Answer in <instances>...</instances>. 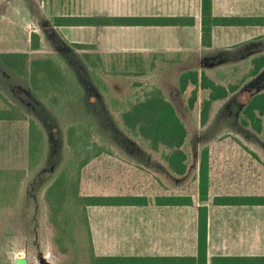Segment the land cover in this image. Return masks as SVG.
Wrapping results in <instances>:
<instances>
[{
	"label": "rangeland",
	"instance_id": "1",
	"mask_svg": "<svg viewBox=\"0 0 264 264\" xmlns=\"http://www.w3.org/2000/svg\"><path fill=\"white\" fill-rule=\"evenodd\" d=\"M103 12L98 0H0V53L32 52L33 31L41 34L40 53L69 51L71 47L67 45V40L76 42L74 39H81L77 38L79 34L87 39H96L97 29L79 28L72 32L75 34L66 36L59 26L54 25L53 17L103 16ZM95 46L88 49L75 47V50L92 55L88 57L90 63L96 64L94 66L108 85L107 98L114 121L120 124L122 113L133 103L144 99L157 87L162 89L188 128L189 137L184 148L189 154V169L184 177L172 175L163 158V153L169 149L163 145L157 150L152 149L149 142L127 129H121L125 138L115 143L113 140L102 141L93 134L91 139L98 140L103 151L82 170V194H139L151 197L162 193L188 194L198 202L199 170L204 148L209 149L210 155L211 201L214 195L224 193L264 194V128L262 132H256L240 123V111L244 104L254 93L264 90V70L256 77L244 79L251 68L250 53L243 49L227 51L207 71L217 83L228 88L231 84L239 86L227 97L213 103L210 118L203 124L202 101L208 91L199 89L198 100L191 109L189 99L194 86L189 85L186 93L179 89L180 75L188 69V63L178 64L170 57L148 55L144 56V70L136 67L124 70L119 65L129 56L122 54L136 52H105ZM263 47L260 46V49ZM97 55L99 58L95 57ZM113 61L117 64L116 68L112 66ZM8 102L14 101L0 88V108L9 107ZM30 165L29 121L0 120V171H9L7 192L0 187V256L3 261L5 256L9 257L13 264H60L64 257L55 251V231L47 220L43 193H32L35 170L32 171ZM129 209L89 208L99 253L107 250V242L101 236L104 225L100 227L103 212ZM76 238V244L81 248L77 264H89L88 234L83 224ZM20 259L26 261L20 262Z\"/></svg>",
	"mask_w": 264,
	"mask_h": 264
},
{
	"label": "trees",
	"instance_id": "2",
	"mask_svg": "<svg viewBox=\"0 0 264 264\" xmlns=\"http://www.w3.org/2000/svg\"><path fill=\"white\" fill-rule=\"evenodd\" d=\"M193 17H146V16H78L56 15L55 26L74 25H192ZM264 25L262 16H215L213 0H202L203 44L211 45L212 31L218 25ZM41 34H31L32 52L0 53V88L8 93L14 102L9 107L0 108V120L22 119L29 121L30 128V168L35 170L33 194L43 193L47 207V220L55 233L53 243L56 252L64 257L60 264H77L81 248L76 244L77 232L81 225L88 234L89 264H150L180 262L186 264H207L208 215L207 201L210 197V155L204 148L199 170L198 207V252L196 256H132L101 255L95 250L90 225L89 208L103 206L147 205L146 195L132 194H82V170L94 157L103 151L95 134L102 141L123 140L121 129L149 142L152 149L162 145L169 149L163 153L169 172L176 177H184L189 169V154L185 150L188 128L179 115L176 106L155 88L144 99L133 103L122 113L120 124L114 121L107 98V83L100 75L94 62L90 63L88 53L75 50L96 48L95 44L71 42V48L57 54L40 53ZM121 69L144 70L146 53H125ZM99 58V55L95 56ZM151 57V56H150ZM251 68L244 79L258 76L264 70V51L250 59ZM113 67H117L115 61ZM189 85L194 88L189 106L194 108L199 89L208 91L201 108V120L206 124L215 101L227 97L238 88V84L226 87L217 83L203 69L188 68L179 78V89L186 93ZM109 94V93H108ZM7 101V98H4ZM71 119L72 121H67ZM240 123L256 132L264 128V90L254 93L240 111ZM24 174L26 171L23 172ZM9 171H0V187L7 192ZM31 184V186H32ZM9 197V196H8ZM4 198L3 200H5ZM159 205H192L194 198L188 194L158 195ZM214 204L219 205H264V194L259 195H216ZM66 258V259H65ZM69 258V259H67ZM0 256V264H13L9 257L5 261ZM244 257H215V261L243 260ZM253 259H257L253 257Z\"/></svg>",
	"mask_w": 264,
	"mask_h": 264
},
{
	"label": "crops",
	"instance_id": "3",
	"mask_svg": "<svg viewBox=\"0 0 264 264\" xmlns=\"http://www.w3.org/2000/svg\"><path fill=\"white\" fill-rule=\"evenodd\" d=\"M98 4L104 11L103 16H184L193 17L195 22L192 25H71L59 26L60 30L67 36L76 29L93 27L97 29L96 39L79 34L77 38L81 39L74 40L96 44L105 52H142L154 57H170L178 64L188 63L187 68L199 71H208L227 51L243 49L252 56L264 51V47L260 49L264 45V25L260 24L214 26L211 45L203 44L202 0H98ZM213 15L264 17V0H213ZM210 181L212 187V176ZM228 194L249 195H217ZM158 195L168 194L146 195L150 202L145 206H103L130 209L103 212L100 227L104 225L101 236L107 242V250L100 253L89 211L96 252L174 258L196 256L200 200L197 202L194 198L192 205H159L155 202ZM206 203L209 207L207 264H264V205H219L211 201V196ZM215 257L246 259L222 262L215 261Z\"/></svg>",
	"mask_w": 264,
	"mask_h": 264
}]
</instances>
